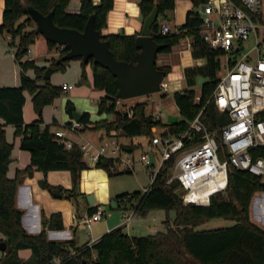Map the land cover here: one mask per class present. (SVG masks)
I'll list each match as a JSON object with an SVG mask.
<instances>
[{"label": "trees", "instance_id": "obj_1", "mask_svg": "<svg viewBox=\"0 0 264 264\" xmlns=\"http://www.w3.org/2000/svg\"><path fill=\"white\" fill-rule=\"evenodd\" d=\"M71 0H4L0 35H9V47L14 48V58L21 67L20 85L17 87H0V233L7 245L2 252L1 264H50L55 257H61L60 264H264V230L250 219V205L257 193H264V184L260 178L247 171L233 166L228 168V183L224 192L211 196L209 205H184L180 193L182 186L177 180L166 183L173 161H169L159 170L150 191L131 194H120L115 197V207L120 203H128L129 209L138 211L139 217H145L154 210L174 212V219L166 218L164 230L153 235L130 236L122 228H116L102 235L89 247H76L73 241H49L47 230L60 231L63 220L60 213L51 214L43 224V230L36 234H28L22 226V211L15 207V192L20 175L31 176L33 170L46 176L52 171H68L71 176V187L45 184L54 199H76L83 196L79 192L81 172L90 169L83 159L77 145L66 149L51 131V125L43 126L40 114L29 124L23 121L24 92L31 95L35 111L39 112L45 106L51 105L61 93V87L54 86L44 79L47 68H38L33 61H22L29 47L39 34L34 29V21L25 12L26 7H32L43 15L52 13L53 23L59 28L74 29L82 32L90 16L94 17V27L101 34L106 27V18L112 10L114 0H100L94 4L91 0H81L79 11L69 12ZM195 8L206 5L208 0H189ZM140 14L144 20L153 8L157 7V19L168 18L175 7V0H140ZM202 19L198 12L189 10L185 22L178 31L161 32L162 24L156 20L151 27L153 40L162 45L160 53H170L172 48L185 38H191V57L203 59L204 65L184 69L186 88L173 94V100L178 109L179 118L174 123L162 122L146 111V103L131 106L132 115L117 109L115 94L118 85L111 73L94 64L90 59L83 63L92 68V87L103 92L97 101L98 115H111L112 119L91 122L90 114L83 112L79 122L84 126L81 132L102 130L107 137L112 135L130 139L145 138L147 145L152 147V128L167 127L170 133H182L187 130L190 122L202 110L200 119L209 130L223 126L227 115L220 113L211 99L218 82L220 53L210 49L199 36ZM26 28H32L26 30ZM135 35H107L101 39L108 42L109 49L119 61L136 63L137 48ZM49 48L57 44L46 41ZM60 48V57L68 49ZM70 60L55 62L50 65L53 72L64 70ZM33 69L35 77L26 76V71ZM158 69L169 73L167 66ZM197 78L203 80L199 90V100L190 89L196 85ZM65 113L72 118L76 108L69 100L64 107ZM15 127V135L20 137L19 148L30 154V165L17 171L14 178H9L7 172L12 161V144L8 142L5 126ZM139 148L133 143L121 144V149L129 154ZM153 148V147H152ZM151 151V150H149ZM152 152V151H151ZM253 152V151H252ZM154 153V152H152ZM253 157L264 156L263 152H253ZM103 170L108 177L121 173L118 164L113 159L99 158L93 166ZM126 173H131L125 169ZM97 205L88 208L92 214ZM223 218L232 220L231 227L196 230L195 228L209 220ZM30 250L28 260L19 257V251ZM74 251V255L70 253Z\"/></svg>", "mask_w": 264, "mask_h": 264}, {"label": "built area", "instance_id": "obj_2", "mask_svg": "<svg viewBox=\"0 0 264 264\" xmlns=\"http://www.w3.org/2000/svg\"><path fill=\"white\" fill-rule=\"evenodd\" d=\"M202 8L199 36L210 49L220 53L218 82L211 99L216 109L227 115L228 121L209 130L200 119L201 110L182 133L173 134L167 127H154L151 129L154 153L147 150L140 156V164L145 165L151 154L156 168L150 172V185L143 187L142 194L150 191L159 170L172 160L166 183L177 180L182 186V203L195 206H207L212 195L225 191L229 166L259 177L264 184V156L254 158L252 154L264 149V0H208ZM161 32H170L168 25H162ZM61 89L67 92L71 86L64 83ZM160 90H167L164 81ZM121 112L131 116V106ZM155 118L167 122L161 113ZM64 128L78 133L84 126L79 121H72ZM54 134L66 149L77 145L89 166H94L99 158L113 159L130 171L133 165L139 164L121 149L115 135L108 137L110 142L95 147L89 142L74 143L62 129ZM104 216V210L97 205L82 223L89 230L93 222L101 221ZM137 217L135 209L124 216L126 224ZM85 247L89 245L81 248ZM74 254V251L70 253ZM61 261V257H55L50 264Z\"/></svg>", "mask_w": 264, "mask_h": 264}, {"label": "rangeland", "instance_id": "obj_3", "mask_svg": "<svg viewBox=\"0 0 264 264\" xmlns=\"http://www.w3.org/2000/svg\"><path fill=\"white\" fill-rule=\"evenodd\" d=\"M175 2H178V0H175ZM194 11L200 13V7L195 8ZM157 20L160 24L168 23L166 21V18L163 17H159ZM33 28L36 29L35 23ZM31 29L32 28H26V30L28 31ZM3 35L5 36L6 34ZM189 38L190 37L183 38L180 42V45L172 48L170 53H159L157 55L156 66H161L162 64L171 66L169 73L163 79V81L167 85L166 91L160 90L159 92L149 95L139 96L126 100H119V102L117 103V109L125 110L126 108L134 104L146 103V111L148 114H152L154 117H156L158 113H161L163 116V120H167L170 115L169 113H171L170 111H173L175 108L173 94L186 88V83L184 80V69L187 67L203 66L205 63L203 59H193L188 50L181 51L182 49L186 48V40ZM5 41L7 40L0 36V57H6L5 60H3L5 65L2 67V71H5L4 68L10 70L12 65H14L15 68L18 69L19 64L12 57V50H9V47L7 46ZM182 45H184V47H182ZM59 47L60 46L57 45L55 48H49L44 37L42 35H38L35 38V42L29 47L31 53L25 55L22 61H25L29 56L30 59L34 61L36 67L48 68L55 62L57 63L58 59L60 58ZM5 51L9 52L4 54ZM10 59H12L11 62H9ZM8 66L10 68H8ZM64 66V70L55 71L52 73L49 82L52 85L58 87L62 82H67L71 85L72 88L68 92L62 91L61 95L56 98L51 105L45 108L44 113L49 112L52 115H55L56 119L59 120L62 115V107L64 106V104H66V101L69 100L74 104L76 111L88 112L91 116V122H96L103 119H112L111 115H98L97 113V101L103 95L101 91L87 86V83L92 82L91 65L87 64L83 67L81 61L70 60L69 63ZM2 68H0V79H2L3 77L9 79L10 76L8 74V71H6V75H2ZM224 72L225 71L223 70V73ZM25 74L26 76L30 77L35 75L33 69H28ZM79 82L82 83L81 86L77 85ZM202 82L203 80L201 78H197L196 85L190 88L195 92L196 97L199 96V90ZM0 83L4 82L0 80ZM27 94L28 93L26 92V95ZM26 103L27 114L30 116L27 119V123H31L33 118L39 116V113L32 107L30 103V97L28 95L26 97ZM83 136L84 140L82 142H89L95 147H99L103 143L111 141V139L108 138L102 130H88L84 133ZM131 140L132 139H128L126 137L120 138L121 143H133L139 146V148L134 153L130 154L131 160H133L134 162H139L138 165H133L131 173H119L116 176L108 177L103 170L93 168L89 171H85L86 173L84 174V178H80V182L87 183V186L85 187L87 188V191H89L87 195H92L96 199V203L101 206V208L105 212V216L101 219V221L92 223V229H101L106 227H110L111 229H113L116 227H120L125 234H128L130 236L153 235L157 232H162L165 229L164 221L166 218H169V220L174 219L175 215L173 211L166 213L164 210H154L148 213L144 218L138 216L131 223L126 224L124 216L131 213L129 204L123 202L120 203L118 207L113 208L111 206V202L114 201L116 196L120 194H131L133 192H138L141 191L143 187L149 186V174L150 172H154L156 170L155 167L145 168L144 164H140V156L147 150H151L152 152H154V148H150L147 145V141L145 138H136L132 141ZM155 156L158 159V155L155 154ZM139 168H141V170H139ZM118 169L120 172H122L125 167L121 163L118 164ZM47 183H49V181H47ZM44 191L49 195V202H51L52 200L55 204L58 205L61 200H65L66 202H68L71 211L79 215L80 227L78 229L77 236L79 237L80 241L83 240L86 236L90 235L89 233L86 234L88 230H86L85 224L81 222V220L85 218H83V216H87L85 214V205L87 202L86 197L85 199L82 197L77 201H75L74 199H54L53 197H51L47 188H44ZM258 199H264V193L255 194L252 199L250 208L252 221L259 226L263 225V212H256ZM234 224L235 222L232 220L216 218L209 220L208 222L196 227L195 229H221L231 227ZM89 230H91V228ZM78 237L76 238V242H79ZM88 239L89 238H87V240Z\"/></svg>", "mask_w": 264, "mask_h": 264}, {"label": "crops", "instance_id": "obj_4", "mask_svg": "<svg viewBox=\"0 0 264 264\" xmlns=\"http://www.w3.org/2000/svg\"><path fill=\"white\" fill-rule=\"evenodd\" d=\"M80 1L81 0H71L68 6V11L71 13H76L79 11L80 8ZM94 4H98L100 0H91ZM139 1L140 0H114L113 8L109 13L107 14L106 18V27L102 30L101 35L107 36V35H135L137 36L141 29H142V23L143 18L140 14L139 10ZM201 9V7H200ZM3 10H4V0H0V24L2 23V17H3ZM191 10L194 11L195 7L189 0H178V2H175V7L172 13L169 15V17L166 19L168 23L162 24V25H168L170 32H174L177 27L182 25L185 22L186 13ZM197 12V11H195ZM2 38H5V40L9 41V35H0ZM5 41L7 46L9 47L8 43ZM181 42V41H180ZM180 42L178 45L174 46L173 48L180 45ZM184 47V45H182ZM181 47V48H182ZM9 50H12V57L14 58V48L9 47ZM191 55V38L186 40V48L182 49L181 51H187ZM9 51H5L7 53ZM180 52V51H179ZM31 53V50H30ZM159 54V53H158ZM157 54V55H158ZM6 58V57H5ZM4 57H0V68H2L5 64ZM157 58V57H156ZM12 59L9 60L11 62ZM15 60V58H14ZM26 60L33 61L28 58ZM25 60V61H26ZM157 60V59H156ZM8 61V60H7ZM34 62V61H33ZM158 67L167 66L171 69V66L162 64L161 66L157 65ZM8 68H10L8 66ZM3 68L1 69V71ZM5 71H2V75H6V71H8V74L10 76L9 79L2 78L4 83H0V87H17L20 85V76H21V67L18 66V69L15 68L14 65L11 66L10 70H7L4 68ZM52 76V75H51ZM50 76V78H51ZM29 78H34V76ZM68 84L67 82H62L59 87L62 86V84ZM92 87V82L89 83ZM55 86V85H54ZM71 86V85H70ZM72 88V87H71ZM69 91V90H68ZM67 91V92H68ZM25 95V104L23 106V121L24 124L27 123L28 117H30L27 114V103H26V97L27 95L30 97V103L33 107L32 101H31V95L24 92ZM103 95V92H102ZM74 105V104H73ZM49 106V105H48ZM47 106H45L42 109V118H43V126L44 125H51L54 123V125H51V131L55 132L58 129L64 130V133L66 137L70 140H72L74 143H81L84 140V133L86 132H78V133H72L67 131L64 128L65 124L71 123L73 118H70L64 111V106L62 107L61 117L60 119H56L55 115H52L51 113L47 112L44 113V110ZM34 108V107H33ZM78 112V111H76ZM85 111H80L79 113H83ZM169 118L177 116L179 118L178 109L174 108L173 111H170ZM88 113V112H86ZM36 118H33L32 121H34ZM91 119V116H90ZM104 120V119H103ZM168 120V119H167ZM165 120V121H167ZM1 123V122H0ZM6 137L8 142L12 144V152L11 157L12 161L9 165V170L7 172V176L9 178H14L17 174V171L22 170L30 165V154L27 151H23L19 148L20 143V137L15 135V127L13 126H5L4 127ZM117 141L120 144H127V143H121L120 138L123 136H117L115 135ZM129 139V138H128ZM134 140V139H132ZM131 140V141H132ZM93 166H90V169H93ZM90 169L84 170L81 172V178H84L85 171H89ZM88 173V172H87ZM20 182L17 185L16 192H15V207L22 211V226L25 229V231L30 235H36L40 233L43 230V224L46 222L47 218L54 213H60L63 220V229L60 231L55 230H47L46 236L49 241H57V242H70L73 241L76 247H82L85 245L91 246L94 244L99 238L104 235L105 233L110 232L113 229L120 228L116 227L111 229L110 227L101 228V229H92L88 230L90 232H86V234H90L86 236L83 240L80 241L79 237L77 236L78 229L80 227L79 224V215H77L75 212L71 211L68 202L65 200H61V202L57 205L52 200L49 202L48 198L49 195L44 191V186L41 188L39 186V181L44 180L45 183L49 181V185L57 186L60 185L64 188H70L71 187V176L68 171H52L49 172L46 176H43V174L39 171L33 170L32 175H20L19 176ZM87 183H79V192L83 194V196H78L75 201L79 200L80 198L87 197L89 191H87ZM143 189V188H142ZM95 199V198H94ZM87 201V200H86ZM96 199L94 202V205H98L96 203ZM63 203V204H62ZM93 205V206H94ZM56 206V207H54ZM55 208V209H54ZM85 214L88 215V204L86 202L85 205ZM251 208V205H250ZM65 210V211H64ZM256 212H263L262 216V223L263 225H259L261 229L264 230V199H258L257 205H256ZM75 216V219L73 218ZM85 216H83L84 218ZM82 218V219H83ZM250 219L252 221L251 217V210H250ZM82 222V220H81ZM253 222V221H252ZM254 223V222H253ZM256 224V223H254ZM87 230V229H86ZM128 235V234H127ZM85 236V235H84ZM78 237V241L76 242V238ZM87 238H89L87 240ZM0 241H4V236L0 233ZM31 256L30 250H21L19 251V257L22 260H28ZM2 257V252L0 251V260ZM1 264V263H0Z\"/></svg>", "mask_w": 264, "mask_h": 264}, {"label": "water", "instance_id": "obj_5", "mask_svg": "<svg viewBox=\"0 0 264 264\" xmlns=\"http://www.w3.org/2000/svg\"><path fill=\"white\" fill-rule=\"evenodd\" d=\"M201 10L203 8L201 7ZM25 12L34 21L36 32L42 35L46 41L55 43L68 49L67 53L61 56L57 62L74 60L81 58L83 63H88L91 59L94 64L107 69L115 77L118 90L115 94L116 100H126L139 96L149 95L160 91V84L166 76V72L158 69L156 66V57L163 46L156 43L152 37L151 27L157 20V7L155 6L151 13L144 18L142 29L135 38L137 48L136 63H127L119 61L109 49L108 42L102 40V35L94 27V17L90 16L82 32L74 29L59 28L53 23V15L49 13L43 15L32 7H26ZM53 70L48 67L44 73V79H50ZM81 86L82 83L77 84ZM87 86H90L87 83ZM39 115L42 110H39ZM81 113L74 112L72 118L78 122ZM177 116L168 118V123H174ZM154 158L149 154V162L144 165L145 168L153 167ZM141 170V168H139ZM121 173H126L123 169ZM45 181L40 180L39 186L42 188ZM87 204L89 207L94 205L95 199L92 195H87ZM111 206H116L111 202ZM7 245L5 241H0V251H5Z\"/></svg>", "mask_w": 264, "mask_h": 264}]
</instances>
